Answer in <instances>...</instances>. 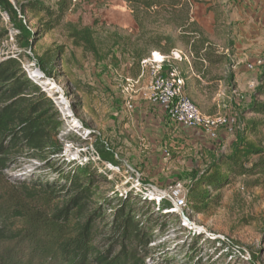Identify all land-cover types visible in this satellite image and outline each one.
<instances>
[{"label":"trees","instance_id":"trees-1","mask_svg":"<svg viewBox=\"0 0 264 264\" xmlns=\"http://www.w3.org/2000/svg\"><path fill=\"white\" fill-rule=\"evenodd\" d=\"M106 1L88 2L100 6ZM122 1L128 5L135 29L129 35H111V45L130 61L132 78L139 77L142 61L158 53L165 58L158 76L177 70L184 92L198 109L201 101L216 94L220 83L225 88L234 84L231 54L220 51L192 17L200 0ZM76 2L0 0V38L8 35L3 27L8 26L15 46L32 53L30 60L51 78L53 64L62 63L64 49L47 48L38 56L34 45L61 26ZM208 12L215 19L220 14L214 8ZM70 29L75 47L97 53L88 30ZM174 51L180 52V61L168 59ZM22 66V61L13 58L0 59V264H172L167 257L155 259L150 245L157 225L146 216L151 206L158 215L172 210L170 200L154 201L132 192L125 197L115 195L117 205L112 207L109 198L103 199L98 192L102 183L111 182L109 171L99 173L88 165L67 173L53 169L54 179L34 177L15 186L6 181L4 172L20 158L46 163L63 153L57 143L59 115ZM59 76L66 78L67 73ZM80 84L76 83L77 90ZM236 125L228 153L213 157L188 185L182 204L186 212L211 214L221 207L222 191L239 180L251 181L253 188L262 185L264 84ZM94 148L101 164L119 168L115 155L102 143L96 141Z\"/></svg>","mask_w":264,"mask_h":264},{"label":"rangeland","instance_id":"rangeland-1","mask_svg":"<svg viewBox=\"0 0 264 264\" xmlns=\"http://www.w3.org/2000/svg\"><path fill=\"white\" fill-rule=\"evenodd\" d=\"M38 1L52 4L55 0ZM88 1L77 0L61 26L34 45L38 56L47 48L64 49L62 63L54 62L51 78L30 60L32 53H23L15 46L12 30L3 26L8 35L0 38V59L22 61L26 77L50 98L60 118L57 143L63 148V153L49 158L48 163L18 159L4 172L6 181L15 186L34 177L54 179L53 169L67 173L81 165L92 166L99 173L106 169L111 182L102 183L98 192L103 199L109 198L112 207L117 205L115 195L125 197L132 192L154 201H171L172 210L165 215H158L152 206L146 208V216L157 225L154 244L150 245L156 260L167 257L172 264H264V181L253 188L251 181L242 179L225 188L221 207L209 215H193L182 205L195 174L202 172L213 157L228 153L237 125L221 129L215 139L193 130L185 135L189 143H176L168 133L171 121L162 110V116L159 114L157 105L138 95L132 102L134 109L129 111L122 91L125 79L133 77L130 61L112 48L111 35L134 31L130 10L122 0H107L100 6ZM200 1L193 8V19L220 51L231 54V67L237 65L239 69L237 83L234 75V84L223 86L220 103V114L235 116L238 123L264 84V28L254 27L250 20L262 22L264 13L246 0ZM209 8L220 13L217 19ZM70 28L88 30L97 53L75 47ZM256 61L262 65L249 71L246 66ZM62 71L66 78L59 76ZM146 71L149 85L153 75L150 69ZM77 82L81 83L78 90ZM201 105L206 110L211 108L207 100ZM96 141L115 155L119 168L99 162ZM187 255L190 259H185Z\"/></svg>","mask_w":264,"mask_h":264},{"label":"built area","instance_id":"built-area-1","mask_svg":"<svg viewBox=\"0 0 264 264\" xmlns=\"http://www.w3.org/2000/svg\"><path fill=\"white\" fill-rule=\"evenodd\" d=\"M168 59L180 61L181 54L178 51H174ZM164 61V57L158 53H152L149 59L141 62V74L138 78L125 79L122 92L129 111L134 109L132 102L135 97L138 95L143 96L150 103L159 106L171 123L181 128L198 131L209 139H215L221 129L236 124V117L232 115L203 114L184 92V81L177 70H173L167 77L158 76ZM261 65V61H256L247 65L246 68L249 71H254ZM146 69L152 71L153 78L149 85L141 87L140 79Z\"/></svg>","mask_w":264,"mask_h":264},{"label":"crops","instance_id":"crops-1","mask_svg":"<svg viewBox=\"0 0 264 264\" xmlns=\"http://www.w3.org/2000/svg\"><path fill=\"white\" fill-rule=\"evenodd\" d=\"M246 1L249 2L250 4L254 5V7H257V9L259 11L264 13V0H246ZM250 20H251V23L253 24L254 27H256L258 25L259 28H264V21L257 23L256 19H255V21H253L252 19H250ZM238 71H239V69L237 68V65L232 67V72L234 73V75H236V83H237ZM142 78H143V80L141 82V86L145 87L148 84V71H146V70L144 71ZM202 84L204 85L205 83L202 82ZM217 87H218V91L216 92V94L210 95L209 99L207 100L209 102V105L211 108L209 110H206L205 108H202V107H201V109H199L203 114H206V115L220 114V110H221L220 103H221V101H223V99H222L223 85L220 83ZM222 108H224V107H222ZM158 111H159V114L162 116V111L159 108V106H158ZM133 122H136V121L134 120ZM169 126H168V129L170 131L168 130V133H169V135H172L171 137L176 141V143H181V141L184 143H189V141H187V139L185 138V135H186V133H189L193 130L181 128L179 126H176L173 123H171Z\"/></svg>","mask_w":264,"mask_h":264}]
</instances>
